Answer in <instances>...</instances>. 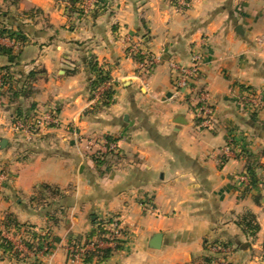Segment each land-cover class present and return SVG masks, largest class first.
Masks as SVG:
<instances>
[{
  "label": "crops",
  "instance_id": "0c3cea01",
  "mask_svg": "<svg viewBox=\"0 0 264 264\" xmlns=\"http://www.w3.org/2000/svg\"><path fill=\"white\" fill-rule=\"evenodd\" d=\"M182 1L80 0L74 12L70 0H0V22H20L29 38L18 60L0 56V67L43 71L33 95L20 102L25 110L34 103V114L56 110L59 116V125L24 141L13 127L15 104L0 96V142L8 140L0 146V165L10 172L0 197V234L11 214L28 227L8 232L16 249L18 238L29 237L27 245L33 239L27 230L51 231L58 239L45 263L0 250V264H72L69 247L85 244L98 227L95 219L113 218L125 231L122 248L106 261L77 264H209L206 258L264 264V115H251L239 97L243 88L264 93V44L258 42L264 0H185L187 7ZM36 10L41 14L34 18L23 16ZM0 43L13 46L8 39ZM130 44L160 62L146 73L141 58L128 56ZM196 52L205 58L197 83L210 92L216 112L211 129L198 126L197 96L177 92L174 84V66L191 65ZM90 57L116 85L109 108L97 106L105 87L90 90ZM78 136L112 138L115 149L97 166L95 149ZM244 174L251 186L240 183ZM42 184L62 194L32 201ZM247 212L260 226L255 236L239 225ZM156 234L162 243L152 248ZM206 243L233 251L217 253Z\"/></svg>",
  "mask_w": 264,
  "mask_h": 264
},
{
  "label": "trees",
  "instance_id": "16d2710c",
  "mask_svg": "<svg viewBox=\"0 0 264 264\" xmlns=\"http://www.w3.org/2000/svg\"><path fill=\"white\" fill-rule=\"evenodd\" d=\"M79 1L80 0H70L72 11L80 12V10L76 9L75 7ZM0 14L1 17L4 16V13L1 12V9ZM39 14H41V11L36 10L26 12L23 14V16L34 18ZM24 28V25L20 22L17 23V26H11L8 23L0 22V39H8L13 43V46L11 47L0 43V56L14 58L15 61L19 59L22 49L27 46L29 42V38L24 34ZM12 67L13 66L0 67V96L7 95L9 97V100L15 104L13 113L14 124L18 121L28 123L30 119L35 116L33 111L36 109V106L33 103L28 108V110H25L20 102V99L27 100L33 95V83L37 80L38 74L43 73V71L33 69L27 74H17L16 72L12 71ZM88 68L91 75L89 79L91 92L95 93L105 87L98 101V108H109L114 103V97L116 94V85L112 82L110 71L105 70L102 66H100L95 57H90L88 59ZM243 89L246 90L247 88ZM107 140L110 143L115 141L112 138H107ZM91 157L92 160L97 164V166H101L105 163L107 155L91 153ZM38 191L39 197L34 198L32 201H43L44 195L46 194H49L52 197H57L62 194L58 187L51 186L49 184L40 185ZM51 218V220H53L55 223L58 222L56 218ZM112 221L113 220L111 219L109 222L105 223L103 221H97V219H95L94 222H97L96 224L98 225V227L96 230L87 235L85 245L91 243L95 239L107 240L106 235L109 233V231L107 230V225H109V223H111ZM2 224L7 232H10L13 228H16L18 230L24 227L28 228L26 225L20 224L11 214H8L4 218ZM239 225H241L244 232L250 236H255L260 230V226L256 220V216L251 212H247L242 216L241 220L239 221ZM27 231L31 234L33 239L38 242L37 246L34 245L35 243H28L29 248L39 250L45 243L48 244L49 247H51L52 241H58V239L52 235L51 231H47L44 234H38L29 230ZM122 244L123 241L120 240L114 248H102L95 251H89L85 255L84 262H90L94 259H96L98 262L106 261L113 254V252L118 251L122 248ZM218 244L220 243H206V248H210L211 246H215ZM0 250L5 256H10L17 260L24 257L21 255V252L16 249L12 242L8 238L4 237L2 232L0 234ZM206 261L209 264L211 263V260L209 258H206Z\"/></svg>",
  "mask_w": 264,
  "mask_h": 264
},
{
  "label": "built area",
  "instance_id": "2783aa9c",
  "mask_svg": "<svg viewBox=\"0 0 264 264\" xmlns=\"http://www.w3.org/2000/svg\"><path fill=\"white\" fill-rule=\"evenodd\" d=\"M93 3L96 0H92ZM182 7H187V1L181 2ZM128 42V41H127ZM259 43L264 44V37L258 39ZM128 53L133 57H139L141 60L139 61L140 69L149 73L152 68L157 65L161 56H157L153 53H150L146 49H143L138 44H130L128 47ZM205 65V58L201 53H194L192 56V63L187 67H176L174 66V84L177 89V92L181 90L187 91L188 95L197 96V103L195 108L196 118L198 120V126L202 129H210L216 121V112L211 103V95L210 92L206 88H199L198 86V78L201 74L202 68ZM241 102L246 107H250L251 111L256 113L264 110V99L260 97L257 91L254 89H246L242 91L240 96ZM40 113V112H39ZM36 113L32 119L28 123H24L22 121L16 122L13 127L14 130L22 135L30 138L34 135H39L44 128L55 127L59 125L58 117H53V113H44L39 115ZM89 147L92 148L94 146L99 147L101 154L107 153L115 149V145L110 143L108 140L100 141V144L94 145L91 141L89 142ZM231 149V144L228 146L227 150ZM9 170L0 165V197L2 196L5 184L9 179ZM249 176L246 174L239 176L240 183H245L248 181ZM107 230L109 233L106 235V239H95L91 243L85 244H72L69 247L70 252V261L72 264H77L79 261L85 258V255L89 251H95L97 249H102L105 246H109L114 248L117 243L123 239L125 231L118 219H115L107 226ZM4 237H10V233H8L4 227L2 228ZM29 237H20L17 240V248L24 256H31L36 258L37 260L45 261L50 256V247L48 244L42 245L41 249L29 248L26 244ZM30 243L33 244L34 240L31 239ZM214 251L217 253L228 254L231 250L227 245H217L214 246Z\"/></svg>",
  "mask_w": 264,
  "mask_h": 264
},
{
  "label": "rangeland",
  "instance_id": "374dc122",
  "mask_svg": "<svg viewBox=\"0 0 264 264\" xmlns=\"http://www.w3.org/2000/svg\"><path fill=\"white\" fill-rule=\"evenodd\" d=\"M101 0H96V2H95V4H97L98 2H100ZM185 1V0H184ZM2 10V9H1ZM1 15V14H0ZM127 39H125V41H126ZM128 41V40H127ZM126 41V42H127ZM132 45V44H131ZM127 49H129V48H127ZM129 51V50H128ZM127 51V52H128ZM128 56H130V57H132L134 60H137L138 59V57H133V56H131L129 53H128ZM138 61V60H137ZM104 89V88H103ZM247 89H250V88H247ZM102 90V89H101ZM256 91V90H255ZM99 91H97V92H95V94L96 93H98ZM258 92V91H257ZM242 94V93H241ZM241 94L239 95V97L241 96ZM258 94H260V97H262V99H264V93H262V92H258ZM241 102V101H240ZM241 104H242V106L243 107H245L250 113H251V115H264V110H261L260 112H256V113H254V112H252L251 111V109H250V107H246L244 104H243V102H241ZM37 113H39V112H37ZM44 113H53V110L52 111H40V113H39V115H41V114H44ZM36 114V113H35ZM53 115V117H59L58 116V114L56 113V110L54 111V113L52 114ZM59 119V118H58ZM216 124V121H215V123L213 124V126L212 127H214V125ZM211 129V128H210ZM22 135V134H21ZM37 136H39V135H34V136H32V137H30V138H27V136H25V135H22V139L24 140V141H27V142H33L34 140H35V137H37ZM223 138V137H222ZM102 140H106L105 139V136H103V137H97V136H94L93 138H92V140L91 139H88V138H83L82 136L80 137V136H78V142L79 143H81V142H84V141H86V143H88V142H92L94 145H98V144H100V141H102ZM90 144V143H89ZM88 144V145H89ZM98 148L99 147H97V146H94V147H92V149H95L94 151H93V153H97V154H101V152H100V150H98ZM263 150H261V151H259V152H262ZM241 152V151H240ZM244 152V151H243ZM107 153H109V152H107ZM107 153H103V154H106V155H108ZM261 154V153H260ZM240 155H242V152L240 153ZM242 176V175H241ZM251 186V180H250V178H248V181H246L245 183H242V186ZM116 218H113L112 220L114 221ZM2 233H3V231H2ZM218 245H225V244H218ZM217 246V245H216ZM228 247H230V252L228 253V254H230L232 251H233V249H232V247L230 246V245H228ZM104 248H111V247H109V246H105ZM214 246L212 247V250L214 251ZM17 250L19 251V249L17 248ZM22 254V253H21ZM225 255H227V254H225ZM46 261V260H45ZM45 261H42L41 260V263H45ZM81 261H84V259L83 260H81ZM81 261H79V262H81ZM78 262V263H79ZM223 264H225L224 262H222ZM216 264H219V263H216Z\"/></svg>",
  "mask_w": 264,
  "mask_h": 264
},
{
  "label": "water",
  "instance_id": "95a60500",
  "mask_svg": "<svg viewBox=\"0 0 264 264\" xmlns=\"http://www.w3.org/2000/svg\"><path fill=\"white\" fill-rule=\"evenodd\" d=\"M176 123L178 124H181L182 122L180 121H177ZM8 145V140L6 139H3L1 142H0V146L2 148H6ZM161 243H162V235L161 234H156L153 239H152V242H151V247L152 248H159L161 246Z\"/></svg>",
  "mask_w": 264,
  "mask_h": 264
}]
</instances>
